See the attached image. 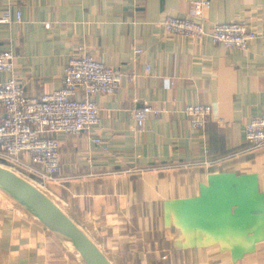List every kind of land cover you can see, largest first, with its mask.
<instances>
[{
	"label": "crops",
	"instance_id": "crops-1",
	"mask_svg": "<svg viewBox=\"0 0 264 264\" xmlns=\"http://www.w3.org/2000/svg\"><path fill=\"white\" fill-rule=\"evenodd\" d=\"M191 1L0 0V49L15 56L0 80L54 91L79 49L123 73L118 92L93 96L97 126L56 135L60 170L42 188L114 264H264V151L246 150L244 131L264 115V0H208L207 27L256 31L246 51L168 34L162 21L189 17ZM197 103L212 108L204 130L184 112ZM145 104L161 114L133 132ZM30 216L0 192V264H83Z\"/></svg>",
	"mask_w": 264,
	"mask_h": 264
},
{
	"label": "built area",
	"instance_id": "built-area-1",
	"mask_svg": "<svg viewBox=\"0 0 264 264\" xmlns=\"http://www.w3.org/2000/svg\"><path fill=\"white\" fill-rule=\"evenodd\" d=\"M189 9V17L167 16L162 21L168 34L197 40L208 38L226 48L242 51L257 37L254 29L240 21L212 22L207 27L208 0L191 1ZM16 19L21 21L20 12ZM9 21L8 14L0 17V23ZM135 51L143 52L140 48ZM14 59L11 50L0 49V76L13 72ZM122 80L121 71L84 49L68 58L63 84L54 91L30 95L15 77L0 80V165L22 171L43 186L53 181L60 170V142L56 135H79L97 126L100 111L93 96L118 92ZM184 112L192 129L204 130L212 108L209 104H188ZM160 114L161 110L151 104L133 109L131 130L142 133L149 117ZM244 131L246 150H264V115L253 117ZM94 141L99 143L101 139Z\"/></svg>",
	"mask_w": 264,
	"mask_h": 264
},
{
	"label": "water",
	"instance_id": "water-1",
	"mask_svg": "<svg viewBox=\"0 0 264 264\" xmlns=\"http://www.w3.org/2000/svg\"><path fill=\"white\" fill-rule=\"evenodd\" d=\"M0 187L23 204L45 227L72 246L85 264H114L98 244L43 190L0 165Z\"/></svg>",
	"mask_w": 264,
	"mask_h": 264
},
{
	"label": "rangeland",
	"instance_id": "rangeland-1",
	"mask_svg": "<svg viewBox=\"0 0 264 264\" xmlns=\"http://www.w3.org/2000/svg\"><path fill=\"white\" fill-rule=\"evenodd\" d=\"M203 39H205V38H203ZM202 40V39H201ZM197 104H200V103H197ZM261 151H264V150H261ZM16 170V172L19 174V175H21L22 177H24L25 179H27V180H29V181H31L34 185H36L38 188H40L41 190H43L42 188H43V185H40L39 183H38V181L36 180V179H34V178H32L31 179V177L28 175V174H26V173H23L22 171H19V170H17V169H15ZM44 191V190H43ZM0 192H4V193H7V194H9L7 191H5L3 188H1L0 187ZM45 192V191H44ZM10 195V194H9ZM22 206L26 209V212L28 213V214H31V218L36 222V223H38L39 225H41V226H44V224L34 215V214H32L29 210H28V208L27 207H25L23 204H22ZM42 228V227H41ZM52 233V232H51ZM56 237H57V239H59L60 241H62V238L58 235V234H56V233H53ZM63 242V241H62ZM63 244L66 246V244L63 242ZM69 250V249H68ZM70 251V250H69ZM74 256L76 255L74 252H72V251H70ZM76 257H78L77 255H76ZM79 258V257H78ZM81 261H82V263L83 264H85L84 262H83V260L82 259H80Z\"/></svg>",
	"mask_w": 264,
	"mask_h": 264
},
{
	"label": "bare ground",
	"instance_id": "bare-ground-1",
	"mask_svg": "<svg viewBox=\"0 0 264 264\" xmlns=\"http://www.w3.org/2000/svg\"><path fill=\"white\" fill-rule=\"evenodd\" d=\"M3 193V192H2ZM9 197V196H8ZM62 241L65 243V240L62 238ZM66 247L70 250V251H72V252H74L78 257H79V259H81V256L79 255V253L72 247V246H69V245H66ZM75 255V256H76Z\"/></svg>",
	"mask_w": 264,
	"mask_h": 264
},
{
	"label": "trees",
	"instance_id": "trees-1",
	"mask_svg": "<svg viewBox=\"0 0 264 264\" xmlns=\"http://www.w3.org/2000/svg\"><path fill=\"white\" fill-rule=\"evenodd\" d=\"M259 152H261V151H258L257 153H259Z\"/></svg>",
	"mask_w": 264,
	"mask_h": 264
}]
</instances>
